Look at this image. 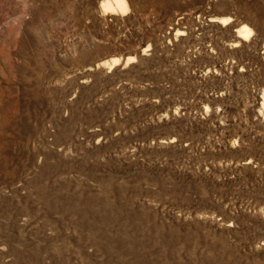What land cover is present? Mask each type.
Returning a JSON list of instances; mask_svg holds the SVG:
<instances>
[{"label":"rangeland","instance_id":"374dc122","mask_svg":"<svg viewBox=\"0 0 264 264\" xmlns=\"http://www.w3.org/2000/svg\"><path fill=\"white\" fill-rule=\"evenodd\" d=\"M102 1L0 0V264H264V0Z\"/></svg>","mask_w":264,"mask_h":264},{"label":"bare ground","instance_id":"6f19581e","mask_svg":"<svg viewBox=\"0 0 264 264\" xmlns=\"http://www.w3.org/2000/svg\"><path fill=\"white\" fill-rule=\"evenodd\" d=\"M100 6H101L103 13L106 15L127 14L129 12V4L127 0H103ZM239 30H240L239 32L240 38L245 39V40L251 34V31H249L250 29L246 27H243ZM130 60H134V58L133 59L131 58ZM119 64H120V60L114 59L113 62L109 66L111 69H113L115 66H118Z\"/></svg>","mask_w":264,"mask_h":264}]
</instances>
